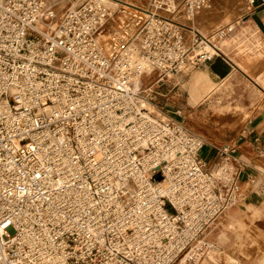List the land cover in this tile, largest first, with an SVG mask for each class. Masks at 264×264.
<instances>
[{"label":"built area","instance_id":"obj_1","mask_svg":"<svg viewBox=\"0 0 264 264\" xmlns=\"http://www.w3.org/2000/svg\"><path fill=\"white\" fill-rule=\"evenodd\" d=\"M212 8L151 0L138 34L106 41L107 0L59 17L49 0H0V264H202L216 248L205 233L244 200L247 165L237 145L210 165L204 139L153 105L154 85L226 56L241 18L208 34L177 19Z\"/></svg>","mask_w":264,"mask_h":264},{"label":"rangeland","instance_id":"obj_2","mask_svg":"<svg viewBox=\"0 0 264 264\" xmlns=\"http://www.w3.org/2000/svg\"><path fill=\"white\" fill-rule=\"evenodd\" d=\"M73 1L56 0L54 2L52 0L55 3L58 17L67 8L76 5ZM75 1L80 3V1ZM211 1L213 8L207 10L206 13L209 14H205V17L215 19V24L208 25L205 21L200 27L198 26L201 20L199 16L189 20L184 14L177 19L186 23L190 28L197 27L203 34H208L220 25L236 18L233 16L228 18L229 21L220 20L217 17L214 1L221 2V0ZM236 1L243 2V0ZM117 2L120 5L115 8V20L109 23L105 30L106 34L112 35L116 29L120 28L119 16H122L125 11L144 12L142 9L147 10L151 0H117ZM232 2L233 0H228V4ZM133 15H130V18ZM145 18L144 16L139 20L128 36L138 34ZM135 19L137 18L133 21ZM188 34L191 33L188 31ZM111 35L104 39L111 41ZM221 45L229 56L234 57L241 69L235 70L226 82H213L211 73L202 71L203 68L199 65L185 67L178 73L170 75L162 86L154 85L156 93H154L153 105L156 112L179 119L189 130L200 135L206 142L202 153L205 159L210 156H206L204 151L210 152L212 149L217 151L216 147L230 145L231 140H238L247 122L258 109L264 106V36L259 33L254 34L248 43H241L236 37L231 36ZM157 78L158 73L154 72L149 76H144L143 83L145 86L153 85ZM213 83L218 85L214 95L213 92H209L215 86ZM210 94L213 96L210 97ZM214 163L211 160L209 164ZM254 194L260 197L258 202L252 201ZM230 221L237 222L229 224ZM205 236L215 243L214 250L223 252L222 264H264V190L258 189L251 192L246 201L240 202L220 215ZM227 237L231 241L237 237L234 249H228L225 243ZM206 258L207 255L204 259ZM213 258L219 259L218 256ZM204 264L208 263L204 262Z\"/></svg>","mask_w":264,"mask_h":264},{"label":"crops","instance_id":"obj_3","mask_svg":"<svg viewBox=\"0 0 264 264\" xmlns=\"http://www.w3.org/2000/svg\"><path fill=\"white\" fill-rule=\"evenodd\" d=\"M214 2H215L214 7L216 8L217 11V17L220 18V20L229 21V19L232 18L233 16H236V18L232 21H235L239 18L242 19L241 24L233 33L232 37H236L241 43L244 42L248 43L250 40H252V35L254 34L256 35L257 33H259L260 35L262 34L264 36V0H256V2L254 3L251 9L249 5L246 3V0H243L242 3L233 0L232 4H228V0H221V2H216V1ZM206 12L207 10L204 11L203 13H200V15H198L201 18L198 25L200 27L205 21L208 22L207 23L208 25L215 24V19L211 17L208 18L205 17V14H209ZM180 17H182V15H180ZM194 28L192 29L202 33L197 27ZM224 53L226 56H219L210 62L201 64V67L203 68L202 71L210 72L211 76L213 77V79L212 77L211 79L213 80V82L216 83L226 82L234 74L235 70L240 69L239 64L235 62L234 57L229 56V53H226L225 51ZM217 87L218 85H215L214 88L211 89L209 92H213L214 95L215 89ZM195 91L197 92L196 89ZM213 95L210 94V97H212ZM203 97H205V95ZM244 131H245V138L238 140H231L230 145H237L238 147L237 155L247 165L240 177L241 188L244 192L243 201H246L251 192L258 189L264 190V156L260 154V152L257 149V144L254 141V138L258 137L264 142V106L258 109L254 114V116L247 122L246 126L244 127ZM204 152L206 153V156L208 155L210 156L209 158H206V160L209 163L211 162V160L214 162L217 160L218 152L216 150L212 149L210 152L207 150ZM251 178L253 179V181L251 180ZM259 198L260 197H258L257 194H254L252 201L258 202ZM235 222L237 221H230L229 224ZM236 241H237V237L233 241H231L230 238L227 237L225 243L228 249L230 248L234 249Z\"/></svg>","mask_w":264,"mask_h":264},{"label":"bare ground","instance_id":"obj_4","mask_svg":"<svg viewBox=\"0 0 264 264\" xmlns=\"http://www.w3.org/2000/svg\"><path fill=\"white\" fill-rule=\"evenodd\" d=\"M50 1V4L51 5H55V1L52 2V0H49ZM71 0H68V2H70ZM77 1H82V0H77ZM116 1V2H115ZM67 2V3H68ZM74 3H76V1L74 0L73 1ZM107 2L113 7V8H116V6L120 5L117 0H107ZM134 7V6H133ZM137 8V7H135ZM139 9V8H138ZM127 10V9H126ZM144 10V12H140V11H136V13L134 12H131L129 10L125 11L124 14L122 16H119V20H120V23H119V27L118 29H116V32L114 34H105V37H110L111 35V39H113L114 41H118L119 39H124L126 38V35H125V32H131L134 30V28L136 27L137 25V22L139 20V18H144V16L146 17V11L145 9H142ZM206 11V10H205ZM204 12V11H203ZM202 12V13H203ZM134 14V15H133ZM144 14V15H142ZM130 15H133L132 18H130ZM200 15V14H199ZM134 18H137L135 19V21H133ZM131 19V20H130ZM121 29L123 31H121ZM223 252H220L219 250H211L209 251V253L207 254V258L203 260V263L206 262L208 264H222L221 262V256H222ZM215 256H218L219 259L218 260H215L213 257Z\"/></svg>","mask_w":264,"mask_h":264}]
</instances>
